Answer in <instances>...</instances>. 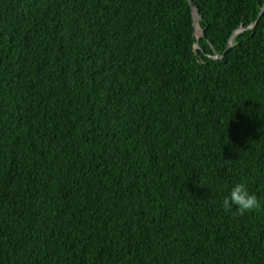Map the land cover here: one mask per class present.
Returning <instances> with one entry per match:
<instances>
[{
	"label": "trees",
	"instance_id": "1",
	"mask_svg": "<svg viewBox=\"0 0 264 264\" xmlns=\"http://www.w3.org/2000/svg\"><path fill=\"white\" fill-rule=\"evenodd\" d=\"M190 1L0 0V264H264V0Z\"/></svg>",
	"mask_w": 264,
	"mask_h": 264
},
{
	"label": "clouds",
	"instance_id": "2",
	"mask_svg": "<svg viewBox=\"0 0 264 264\" xmlns=\"http://www.w3.org/2000/svg\"><path fill=\"white\" fill-rule=\"evenodd\" d=\"M221 206L225 211H230L235 206L241 214H244L258 210L261 203L243 183H238L231 189L229 195L223 198Z\"/></svg>",
	"mask_w": 264,
	"mask_h": 264
},
{
	"label": "water",
	"instance_id": "3",
	"mask_svg": "<svg viewBox=\"0 0 264 264\" xmlns=\"http://www.w3.org/2000/svg\"><path fill=\"white\" fill-rule=\"evenodd\" d=\"M189 4H190V7H191V19H192V31H193V39H194V47L195 48H199L200 47V44H199V41H198V36L195 34V27L197 26L198 28L199 27V21L201 20V15L199 13V10L198 8L196 7V5L188 0ZM263 11H264V4L262 5L261 9H260V12L257 16V19L256 21L251 24L250 26H239L234 32L233 34L231 35L230 39H229V42H228V45H227V48L225 49V52L233 45L232 44V41H233V38L240 32H243L245 30H251V29H254V27L256 26L257 24V21L258 19L261 17V15L263 14ZM200 35L203 36L204 35V31L203 29L200 28ZM218 58H222V56H213L212 59H218Z\"/></svg>",
	"mask_w": 264,
	"mask_h": 264
},
{
	"label": "bare ground",
	"instance_id": "4",
	"mask_svg": "<svg viewBox=\"0 0 264 264\" xmlns=\"http://www.w3.org/2000/svg\"><path fill=\"white\" fill-rule=\"evenodd\" d=\"M197 29H198V31H197ZM200 28H198L197 26L195 27V34L198 36V39H199V37L201 36L200 35Z\"/></svg>",
	"mask_w": 264,
	"mask_h": 264
},
{
	"label": "rangeland",
	"instance_id": "5",
	"mask_svg": "<svg viewBox=\"0 0 264 264\" xmlns=\"http://www.w3.org/2000/svg\"><path fill=\"white\" fill-rule=\"evenodd\" d=\"M197 31H198V29H197Z\"/></svg>",
	"mask_w": 264,
	"mask_h": 264
}]
</instances>
